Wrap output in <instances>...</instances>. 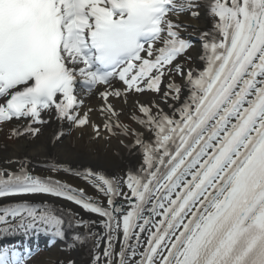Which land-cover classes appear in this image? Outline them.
I'll return each mask as SVG.
<instances>
[{
  "label": "snow or ice",
  "instance_id": "1",
  "mask_svg": "<svg viewBox=\"0 0 264 264\" xmlns=\"http://www.w3.org/2000/svg\"><path fill=\"white\" fill-rule=\"evenodd\" d=\"M202 18L206 28L185 22ZM91 95L112 134H129L113 99L138 110L129 147L141 163L108 176L6 159L0 241L23 239L0 243V264H27L32 236L70 230L91 264H264V0H0V123L27 121L15 136L55 120L99 137Z\"/></svg>",
  "mask_w": 264,
  "mask_h": 264
},
{
  "label": "bare ground",
  "instance_id": "2",
  "mask_svg": "<svg viewBox=\"0 0 264 264\" xmlns=\"http://www.w3.org/2000/svg\"><path fill=\"white\" fill-rule=\"evenodd\" d=\"M186 23L192 25H199L202 28L208 26L207 21L203 18L200 20H187ZM191 28H189V32ZM192 51V66H199V61L195 57L197 56V51ZM86 107L91 106L95 110L90 114V118L93 123L100 126V136L97 137L90 126H84L83 128H75L76 137L75 140L72 139V135L69 136L71 128L66 122L61 123L55 120H51L48 124L38 126L41 131L36 136L31 135H20L16 144L9 145L4 141L0 140V166L4 164L6 159H23L27 158L33 162V164L47 163V162H60L70 166L74 169H84L91 168L95 171H99L108 176L123 175L128 170H135L141 163L142 157L140 153L135 148H130L129 146L133 142L127 143L126 148L118 150L116 143L119 141L116 139L113 142L109 141L112 133L107 132L104 127V117L99 112V106L101 101L98 99L97 95L85 96ZM141 103H147L150 99L149 95H144L139 97ZM130 102L132 98H129ZM114 106L119 111L123 107V113L119 117V123H123V118L127 115V110L131 109L132 106H124L119 100H112ZM129 111V110H128ZM132 112H136L133 111ZM27 121L20 120L17 123V128L22 129L26 125ZM128 120L126 124L130 129H136L137 131H143V129L136 124ZM135 124V125H134ZM63 132V136L59 140L56 139V135ZM114 133L117 134L118 131L114 128ZM147 135V134H146ZM125 136V135H124ZM128 136V135H127ZM126 136V137H127ZM85 138L89 141V144L83 146L82 139ZM134 141V138H132ZM122 140V139H121ZM116 148L119 154H115L112 151ZM15 167V165H13ZM37 174H45V170L42 168H36ZM56 178L65 180L73 186L83 187L88 195H97L96 190L89 184H87L83 179L75 176H70L66 173L55 174ZM39 199V198H38ZM54 205L63 208H71L73 212L79 213L81 217L88 220H97L93 214L87 213L78 206L71 204L70 202L55 199V198H44ZM78 231H83L79 229ZM71 230L68 232V236L64 240L58 238H52L49 235L40 234L38 236L34 235L33 238L27 244L37 245L44 243L41 239L46 237V244H48L47 236L50 238V243L48 244V255L42 262H37L35 264H91L92 253L88 246L77 245L75 247H70L72 241ZM40 238L37 240V238ZM23 239L22 237H17ZM13 238V239H17ZM19 240V241H20ZM11 242L12 239L10 240ZM9 240L0 241V243H10ZM18 241V242H19ZM17 243V242H16ZM60 251H63L68 260L64 263L62 262Z\"/></svg>",
  "mask_w": 264,
  "mask_h": 264
},
{
  "label": "rangeland",
  "instance_id": "3",
  "mask_svg": "<svg viewBox=\"0 0 264 264\" xmlns=\"http://www.w3.org/2000/svg\"><path fill=\"white\" fill-rule=\"evenodd\" d=\"M189 31V29H188ZM190 55H192V52L189 53ZM189 64V66H192L193 61H188L187 62ZM147 95V94H146ZM129 110V111H128ZM127 110V115L125 118H123V123L120 122V125L124 126L126 125L129 129V134L128 136H124L121 134V128H116L118 133L117 134H112L109 138V141L113 142L114 140H118L119 143H116L118 150H122L126 148V144L133 142V136L131 135V129L129 128V126L126 124V122H128V120H131L132 123H129L130 125H132L134 123V121L131 119L132 115H139L138 110L135 108V106L133 105L131 109ZM136 111V112H132ZM135 125V124H134ZM17 123H10L7 125H0V140L4 141L6 144L9 145H13L16 144L17 140L19 139L18 136L13 135V130L16 129ZM72 135V139L75 140L76 137V130L75 128H71L70 132H69V136ZM122 139V140H121ZM83 146H86L89 144V141L86 140L85 138H83L82 140ZM112 151H114L115 154H119L116 148H113ZM48 255L47 253H39L38 257L36 259H33L31 262H29V264H35L37 262H42L46 256ZM60 255H61V259L62 262H66L68 260V256H66V254L63 251H60Z\"/></svg>",
  "mask_w": 264,
  "mask_h": 264
}]
</instances>
